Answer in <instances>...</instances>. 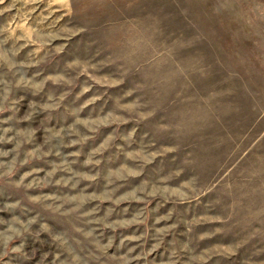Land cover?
<instances>
[{
  "label": "rangeland",
  "instance_id": "374dc122",
  "mask_svg": "<svg viewBox=\"0 0 264 264\" xmlns=\"http://www.w3.org/2000/svg\"><path fill=\"white\" fill-rule=\"evenodd\" d=\"M0 264H264V0H0Z\"/></svg>",
  "mask_w": 264,
  "mask_h": 264
}]
</instances>
